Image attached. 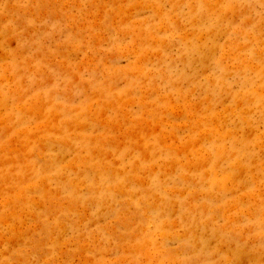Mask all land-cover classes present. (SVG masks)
Wrapping results in <instances>:
<instances>
[{
  "label": "rangeland",
  "instance_id": "obj_1",
  "mask_svg": "<svg viewBox=\"0 0 264 264\" xmlns=\"http://www.w3.org/2000/svg\"><path fill=\"white\" fill-rule=\"evenodd\" d=\"M0 264H264V0H0Z\"/></svg>",
  "mask_w": 264,
  "mask_h": 264
},
{
  "label": "bare ground",
  "instance_id": "obj_2",
  "mask_svg": "<svg viewBox=\"0 0 264 264\" xmlns=\"http://www.w3.org/2000/svg\"><path fill=\"white\" fill-rule=\"evenodd\" d=\"M175 109V108H174ZM227 110V109H226ZM214 117V116H213ZM168 144V143H167ZM191 146V144H190ZM149 148V147H148ZM198 150V149H197ZM216 150V149H215ZM146 152V151H145ZM148 152V151H147ZM148 155V154H147ZM144 156V155H143ZM146 156V155H145ZM199 159V158H198ZM162 162V161H161ZM172 164V163H171ZM167 165V164H166ZM134 168V167H133ZM134 171V169H132ZM134 178V177H133ZM41 181H44V180H41ZM134 181V180H133ZM12 199V198H11ZM24 209V208H23Z\"/></svg>",
  "mask_w": 264,
  "mask_h": 264
}]
</instances>
